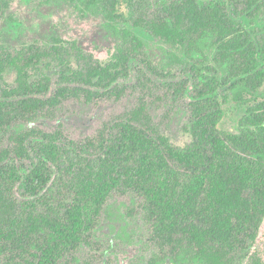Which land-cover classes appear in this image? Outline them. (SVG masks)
Segmentation results:
<instances>
[{"label":"trees","instance_id":"obj_1","mask_svg":"<svg viewBox=\"0 0 264 264\" xmlns=\"http://www.w3.org/2000/svg\"><path fill=\"white\" fill-rule=\"evenodd\" d=\"M65 1L81 16H101L119 42L105 62L58 36L18 47L0 43V131L70 97L118 98L126 88L118 80L137 59L142 73L136 83L148 90L150 75L160 71L146 56L138 28L181 49V57L170 56V65L199 71L185 127L190 141L182 147L170 143L143 97L116 123L112 137L101 130L75 142L59 129L35 127L14 133L12 147H0L3 264H58L85 241L116 187L144 198L154 247L147 264H238L235 258L250 251L264 221V99L257 98L264 82V0H174L162 14L138 10L140 0ZM7 6L0 0V16ZM43 62L59 69L52 91L50 75L32 73ZM7 71L15 74L13 84L5 81ZM173 89L176 96L187 91L182 84ZM229 102L253 104L238 129L224 131L218 124ZM30 148L38 160L21 176L6 161L11 153L29 158ZM87 150L98 152L95 166L81 163L80 153ZM50 165L59 171L53 182ZM17 182L40 197L17 203ZM58 184L62 191L54 190ZM249 257L250 264H262L255 254Z\"/></svg>","mask_w":264,"mask_h":264},{"label":"rangeland","instance_id":"obj_2","mask_svg":"<svg viewBox=\"0 0 264 264\" xmlns=\"http://www.w3.org/2000/svg\"><path fill=\"white\" fill-rule=\"evenodd\" d=\"M172 1L174 0H140L137 8L145 14H162L167 4ZM7 3L8 6L0 16L1 44L18 47L34 41L44 42L51 36H58L63 40L76 41L84 51L91 52L97 59L105 62L119 42L101 16H81L76 7L65 0H7ZM135 32L144 42L146 56L160 71L156 75H150L152 81L146 82L148 90L142 89L143 87L136 83V77L140 76L142 71L139 59L134 60L130 63L129 74L118 80L119 84L126 87L118 98L104 96L90 102L74 97L64 99L51 111L42 112L31 119H19L6 126L0 131V147H12L11 136L14 133L34 127L46 132L59 129L63 138L75 142L96 137L101 130H104L107 137H112L116 132V123L126 118L127 113L137 106L140 97L146 100L147 112L160 133L177 147L186 145L190 141L185 127L192 119V84L199 81V71L170 65V56H182L180 48L162 42L141 29L136 28ZM40 72L51 76V91L54 90L59 80L58 67L54 64L47 66L43 62L40 70L32 73L37 75ZM14 78V72L5 73V81L8 84H13ZM179 84L184 85L187 91L176 96L173 87ZM257 98L264 99V82L258 89ZM250 104L253 102L223 104L224 113L218 127L224 131L238 129L240 120ZM61 142L64 144L66 141ZM80 154L83 161L81 163L87 161L93 166L96 165L98 152L87 150ZM37 160L36 152L30 148L29 158L20 159L11 153L6 162L13 164L19 174L25 176ZM49 169L53 182L59 171L54 165H50ZM55 189L62 191V185L54 186ZM45 191L46 189L42 193ZM35 197L27 194L19 182L14 185V198L17 203L27 204L40 196ZM143 203L144 198L136 191L114 188L90 232L86 233L85 241L60 258L58 264H147L154 247L150 242L151 226ZM252 254L259 257L264 264V221L250 251H241L235 258L236 263L250 264L249 256ZM3 263L4 257L0 256V264ZM163 264L173 263L165 261Z\"/></svg>","mask_w":264,"mask_h":264}]
</instances>
